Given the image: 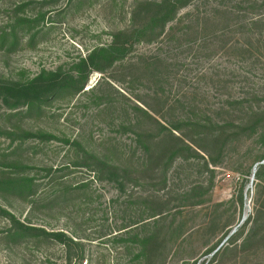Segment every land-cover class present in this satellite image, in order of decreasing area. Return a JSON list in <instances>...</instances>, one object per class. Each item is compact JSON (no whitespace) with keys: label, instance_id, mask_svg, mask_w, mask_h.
Returning a JSON list of instances; mask_svg holds the SVG:
<instances>
[{"label":"rangeland","instance_id":"obj_1","mask_svg":"<svg viewBox=\"0 0 264 264\" xmlns=\"http://www.w3.org/2000/svg\"><path fill=\"white\" fill-rule=\"evenodd\" d=\"M160 1L0 0V79L69 72ZM199 114L205 128L174 130ZM17 129L55 138L4 134ZM263 156L264 0H193L82 92L30 113L0 100V171L16 162L9 176L27 183L0 190V206L68 239L16 236L0 214V264H264Z\"/></svg>","mask_w":264,"mask_h":264},{"label":"trees","instance_id":"obj_2","mask_svg":"<svg viewBox=\"0 0 264 264\" xmlns=\"http://www.w3.org/2000/svg\"><path fill=\"white\" fill-rule=\"evenodd\" d=\"M192 2L193 0H162L160 2L143 4L147 5L149 12L142 23H134L129 30L114 34L112 36V42L109 45L95 48L86 58H82L77 64H74L69 72H64L61 69L55 72L43 71L35 78L24 82H12L0 79V100L9 110H14L19 107H27L28 112L30 113L33 109H41L43 104L49 103L51 100L61 97L66 93L82 92L92 73H104L107 68H112L117 62L124 60L132 52L135 45L140 43H152L164 36L166 27L176 20L180 10L188 7ZM244 103V100L235 101V105L238 106H243ZM133 110L137 113L138 117L141 115L142 118H152L148 111L138 106H135ZM201 116L202 121L198 120L196 123L189 119L186 121H179L178 126L175 125L174 130H181L180 126H184L187 129L190 128L192 131H198L205 128L207 123H211V118L209 115L202 114ZM204 119H208V121H204ZM130 123L133 126H136L138 130H140L142 126V121H138L136 124L132 122ZM162 128L165 129L163 126ZM17 130L18 131L15 132L5 130L4 134L8 138L12 136L13 138L16 137L21 139L22 141L32 138L41 140L55 138L46 133H34L25 130L20 131V129ZM141 139L142 134L139 133L138 140L141 142ZM143 144L145 150L149 153V148L145 141ZM91 157L92 163L94 162V167L96 166V168H93L95 169V173L103 174L105 172L106 175H109L112 181L119 185L122 184L123 177L121 173L123 171L120 167L109 165L98 158L95 159V157L93 158V156H90V158ZM4 163L5 165L3 167L7 170L0 171V190L3 193H9L10 191L12 192L19 189L21 192L27 183H22V185L17 184L7 172L10 168L15 169L17 163L9 162L7 160H5ZM92 163L88 167L91 168ZM0 214L12 222L14 225L13 230L17 234L16 236L25 237L29 236L32 232L37 231L44 235L45 238H54L62 243L68 241L66 235L61 232L47 233L42 230L27 229L26 227L19 225L15 217L4 210L1 206Z\"/></svg>","mask_w":264,"mask_h":264},{"label":"water","instance_id":"obj_3","mask_svg":"<svg viewBox=\"0 0 264 264\" xmlns=\"http://www.w3.org/2000/svg\"><path fill=\"white\" fill-rule=\"evenodd\" d=\"M259 165H264V161H263L262 163H260V164L255 165V167H254V169H253V177L255 176V173H256V171H257V167H258Z\"/></svg>","mask_w":264,"mask_h":264}]
</instances>
